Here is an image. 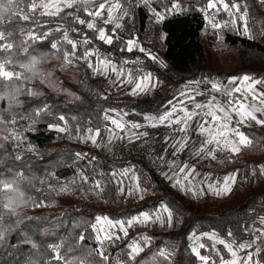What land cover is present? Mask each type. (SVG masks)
<instances>
[{"label":"trees","instance_id":"1","mask_svg":"<svg viewBox=\"0 0 264 264\" xmlns=\"http://www.w3.org/2000/svg\"><path fill=\"white\" fill-rule=\"evenodd\" d=\"M226 2L231 3V0ZM236 2L247 7L249 34L224 29L222 39L226 45L220 50L201 34L206 21L202 9L208 0H153L151 5L156 11L163 12L164 19L152 26L144 6L127 5L133 17L132 28L140 37L142 47L157 60L136 50L120 51L118 43L104 45L97 38L96 31L76 23L73 16L65 15L74 12L81 19L91 20L82 10H65L57 17L37 13L39 26L5 15L0 31L6 36L8 32L12 33L5 42L12 43L13 49L7 53L0 51V60L10 56L16 65L14 69L6 68L22 72L18 65L27 63L31 56L47 58L37 65L41 76L16 82L21 87L17 95L19 103L9 106L7 100L0 101V117L5 121L0 124L3 129L0 131V145H3L0 147V180L17 181L24 193L22 201L13 205L15 214H12L3 207L12 193L0 191V233L3 234L0 264H64V260L54 258L55 253L48 248L49 244H62L61 255L73 264H79V259H84L85 264H117V261L121 264H200V259L192 252L189 234L213 232L236 242L249 237L250 226L258 225L264 218V175L260 174L259 168L264 165V125L254 121L241 125L240 130L253 141V145L243 147L239 154L227 152L219 164L207 169L217 178L235 173L232 193L189 201L170 194L142 158L131 155L114 163L98 155L93 147L59 136L57 130L49 127L65 122L80 132L99 128L100 137L109 123L105 120L108 111H124L130 120L143 122L146 115L165 112L188 83L199 82L203 88L209 89L213 78L225 80L248 74L253 79L264 80L262 3L258 0ZM173 3L179 7L173 9ZM58 27L61 31H55ZM31 30L37 35H48L29 40L27 32ZM63 30L68 31L69 39L78 42L80 49L95 45L116 56H139L144 71L151 72L163 83L161 90L155 96L144 95L133 100L113 95L105 77L94 73L84 61L74 60L72 65H64L63 52L70 51L71 45L63 39ZM85 39L90 43L83 44L81 41ZM52 43H57V49L51 47ZM25 46L27 53L23 50ZM49 72L52 75L46 80L45 75ZM30 89L36 94H30ZM61 116L64 120H60ZM13 119L15 123H10ZM21 126L29 127L26 137L37 152L16 155L14 137L10 134ZM5 135H9L8 140L3 139ZM78 152L85 155L77 157ZM17 156L20 159H16ZM126 166L135 172L139 185L147 189L142 198L118 191L116 181L119 177H113L111 173H118ZM79 174L91 183L101 181V205L91 198L77 201L64 196L47 184ZM161 202L173 210L179 220L177 227L136 226L129 229L123 239L111 240L108 254L104 252L108 260L97 255L99 244L92 227L97 215L124 220L144 211H155ZM80 236L84 239L80 240ZM143 236L148 237L147 244L135 259H130L128 245ZM160 250L168 254V259L159 255ZM201 251L209 253L204 249ZM212 255L216 262L220 260L214 253ZM257 258L264 263V247Z\"/></svg>","mask_w":264,"mask_h":264},{"label":"snow or ice","instance_id":"2","mask_svg":"<svg viewBox=\"0 0 264 264\" xmlns=\"http://www.w3.org/2000/svg\"><path fill=\"white\" fill-rule=\"evenodd\" d=\"M131 3L132 0H129ZM260 3H264V0H258ZM143 3L148 4L149 0H143ZM91 10H90V7ZM225 11H228L230 16H233L232 23L235 24V14L231 11V9H235V13H240L241 5L236 2V0H231V3L226 2V0H208L207 8L213 9L215 8L217 12L220 11V7ZM179 7L177 3L172 4V8L175 9ZM65 9H73L75 11L82 10L88 17H92V20H85L81 19L79 15H74V12H67L65 13L66 16H73L74 21L79 23L80 25H86L88 29L94 30L98 33V39L105 44L111 45L114 42V38L116 37L115 30L121 29L122 24L116 21H121L124 17L128 16V10L124 7V5L120 2V0H116L115 3L112 0H0V23H2L5 19V15L7 14L9 18L11 17H18L21 21H31L32 23L37 24L39 26V22L37 19V13L39 16H50V17H57L60 16L62 12H65ZM38 10H40L38 12ZM119 12L121 14L113 15L114 12ZM168 11V9H165ZM106 12V16L104 13ZM153 12L157 18V22L164 19V14L161 12H157L153 9ZM247 16L248 10L245 7V11L239 16V19L243 21V32L247 36L249 34V28L247 24ZM63 19V17H61ZM100 20L104 25L114 24V28L111 30V34H108L104 27H97L96 20ZM214 28L220 27L218 24L212 25ZM23 32L24 29L21 28ZM55 31H61V28H56ZM72 31H77V29H72ZM12 35L11 32L7 33V36L4 31H0V51L2 52H10L13 49V44L9 42H5L7 37ZM48 33H41L37 35L34 30L28 31L27 36L29 40H39L42 37L47 36ZM251 38V36H249ZM63 39L67 41L69 45H71V50H65L63 52L62 59L64 61V65H72L74 60L84 61L88 68L92 69L96 74H106V70L110 69L112 73H114L117 77V80L120 79L123 69H118L111 61L101 59L98 57V51L94 52L88 49H85L82 55L77 56V46L78 42L69 39L68 31L63 30ZM84 44L90 43V40L85 39L83 41ZM126 44V50L131 52L133 50L134 45L136 44V38L128 39L124 42ZM51 47L53 49H57V43H52ZM24 52H28L27 46L24 47ZM122 51L125 49H121ZM141 52H145L147 55L150 56L151 59L157 60L158 58L152 56L150 52H147L142 46L139 49ZM93 56H97L95 60V64L93 60L90 59ZM47 57H37L35 55L31 56L28 59L27 63H20L18 67L23 69L22 72H18L15 70H9L6 66H10L11 68H15V64L13 59L9 56L3 60H0V101L7 100L9 102V106L13 103H19L17 99L18 93L21 91V87L16 84L17 81L20 80H31L35 77H39L42 74L38 71L37 65L41 62V60L46 59ZM162 63V62H161ZM103 66V67H102ZM52 73H47L45 75V79H49ZM251 76L245 74L242 78H240L241 84L251 80ZM152 80V74L150 72L145 73L143 76L138 78H132L131 73H129L128 83H135V86L131 90V94L137 95L141 93H147L149 89V82ZM237 78L233 77L229 80V84H234ZM8 82V83H5ZM199 83V82H196ZM262 83L261 80H253L252 84L248 85L247 90L242 93L241 96L236 97L234 93H241V88L236 87L229 89L227 87L224 88L223 95H225L228 99L226 102L221 103L213 96L210 100L207 101L206 104L195 103L194 98L188 96L189 100L193 101L194 107L192 109H188L187 107H180L177 108L175 105L171 108V110L166 111L164 114L157 117H146L148 119L155 120L156 123L152 124V127H156L159 125H165L167 127H172L173 124L178 125V128L173 129L176 132L183 133L182 140L183 142L176 141L174 142V146L176 144L179 145L177 151H182L186 146L187 142L190 139L188 136V131L191 127V121H193L196 117H200L201 120L197 124V134L205 137V139L201 140L200 148L195 153L199 156L201 153L207 151V155L215 159L214 153L217 150L223 151L226 147L230 146V151L232 154H239L242 147H251L253 145V141L246 136L241 130L240 125H247L248 121H255L256 124L264 125V119H260L257 116V113L264 115V92L256 93L252 90V86L254 84ZM156 85L155 83L151 84V87L154 88ZM211 87L215 91H220V85L217 83H212ZM251 92L252 101L253 103H249L248 101V93ZM30 94H36L29 90ZM182 96H186V92L181 93ZM256 101L259 103L257 104ZM180 104L183 105L184 101H180ZM40 111H43L41 109ZM182 113V114H181ZM39 111L37 112V115ZM235 114L238 119L235 121V127L232 126L233 120L232 115ZM210 118V119H209ZM60 120H64V117L61 116ZM105 120H110L113 125H115L116 129L120 131H124L126 127H128V132L126 135L129 136L131 139L132 137L139 138L140 136H146L147 133H133L131 129H139L141 125L133 123L129 126L125 125L124 123L120 122L119 120L109 117L107 113H105ZM5 121L3 117H0V124H4ZM10 123H15V120H11ZM207 125V127H205ZM49 127H56L58 131L65 132L67 129L65 127H58L55 125H49ZM3 131V129H0ZM89 133L92 132V129L88 130ZM109 133L113 132L112 129H108ZM11 136L15 137V133H11ZM100 135V129L97 128L95 130L94 135H89L86 137L87 140H90L93 145L97 144V137ZM123 139V137H118ZM4 140L9 139V135L3 136ZM171 139L170 137L166 138V141ZM209 145H214L211 149H208ZM3 147V145H0ZM77 157H83L82 153H76ZM176 155V152L173 153ZM16 159H20L19 156ZM93 159H95L93 157ZM163 159V157H160ZM171 167V165H170ZM260 174L264 175V165H259ZM185 169H188V172L185 174L184 179L187 180L188 176L194 171V169H189L188 165H183L179 169V173H174L173 177H168L169 180H173L174 183L173 187H179L181 191H188L191 192L193 195H202L204 194V190L201 189L198 192L192 190L191 187H186L185 184L178 178L179 174L185 173ZM128 169L121 170L120 173L113 172L111 176L116 177L120 176L121 178L127 176ZM167 176V173H165ZM133 178L135 179V172L133 171ZM83 181L87 183L88 178L82 177ZM120 185L119 191L121 194H125V189L123 187V179H119L116 181ZM236 183V174H231L224 178L223 185L217 187L216 185H209L208 190L211 191L216 196H227L230 195L233 191V185ZM0 191L5 193H12L7 198V202L3 204L5 209H8L9 212L15 214V205L17 201H22L24 193L20 191L17 181H4L0 180ZM93 189H98L100 192L103 191L101 181L97 180L93 184ZM63 193L69 192V186H63L60 189ZM147 191V189L141 188L139 183L136 184L135 188H129L127 191L128 195H133L134 193H143ZM142 198V196H141ZM39 206V205H38ZM159 208L162 209L164 213H167V225L171 226L173 222V210L170 209L169 205L161 202ZM96 223L92 225L93 228H96L97 224L106 223L109 226H119L120 230L124 232V235L127 236V229L125 228V224L131 227L134 223H146L149 221L152 222H160L164 223V217L159 214V211L155 215V220H153V216H151L147 212H141L138 216L132 217L127 221L116 220L113 222L108 216H100L97 215L95 217ZM264 223V220H262ZM100 230H98L99 232ZM256 231L259 232V235L255 237L252 242L248 243H240L235 248L232 243H226L224 240H219L218 243L224 245L227 249V252L230 254L229 259H224V257L220 256V264H260L259 260L253 261V256L258 255L260 253V248L256 247L255 252L250 251L253 246L256 244L257 241L264 238V229H257ZM229 236L232 235L231 232L228 233ZM215 237V233L212 234L210 238ZM113 236L111 234L104 236V240H111ZM119 238V237H117ZM193 237H190V239ZM3 239V234L0 233V240ZM84 236H80V240H83ZM97 240L103 243L101 237L97 235ZM145 242H147L148 237H144ZM33 247H36L33 244ZM62 244H49L48 248L51 249L53 253H55L56 260H64V264H73V261L64 259V257L60 253V248ZM130 252L128 253L130 259H135L136 255L143 251V248L139 243L133 241L131 244L128 245ZM200 247H204V245H200ZM247 251L245 256H239L238 253L241 251ZM192 252L195 253L199 259L204 262V264H208L209 257L200 255L199 250L196 247L192 248ZM88 256L91 253L87 254ZM97 255L101 257L103 260H108V257L104 254V252L98 251ZM159 255L168 259V254L164 250H160ZM219 255V253H218ZM79 259V258H76ZM79 264H85L84 259H79ZM215 264V262H213Z\"/></svg>","mask_w":264,"mask_h":264},{"label":"rangeland","instance_id":"3","mask_svg":"<svg viewBox=\"0 0 264 264\" xmlns=\"http://www.w3.org/2000/svg\"><path fill=\"white\" fill-rule=\"evenodd\" d=\"M153 0H149L148 4L143 3V0H132L130 3L129 0H120V2L124 5V7L128 10L127 5H142L144 6L148 13H149V22L150 26L153 24L158 23L157 18L153 12V6L151 5V2ZM113 3L116 2V0H112ZM241 5L240 13H235V9H231V11L235 14V24L232 23L233 16H230L228 14V11H225L222 6L218 5L220 7V11L217 12L215 8L209 9L207 8V5L202 9L204 15H205V26L201 31V34L203 37L208 39L212 46H214L217 50H220L221 48L225 47V42L222 39V31L224 29H231V30H237L238 32L244 34L243 32V21L239 19V16L245 11V5H243L240 2H237ZM91 10V5L89 6ZM262 9H264V3H262ZM70 10V9H65ZM40 11V10H39ZM158 12V11H157ZM163 13V12H161ZM121 14L118 11L114 12L113 15ZM106 16V12L104 13ZM93 18L91 17V20ZM247 19V18H246ZM122 24L121 29H116L115 34L117 38H114V42L111 44H119V50L125 49L123 51L129 52L126 50V44L124 43L128 39L136 38V44L133 47V50L141 52L139 49L142 46L140 42V37H137L136 32L132 28L133 23V17L131 13L128 10V16L124 17L121 21H116ZM97 27H104L108 34H111V30L114 28V24H108L104 25L100 20H96ZM218 24L220 27L214 28L212 25ZM126 26L127 29L125 28ZM98 36V33H97ZM84 40L81 42L83 43ZM100 41V40H99ZM104 45V42L100 41ZM84 44V43H83ZM88 50L97 52L98 51V57L101 59H105L108 61H111L112 64L114 62L112 60H109L106 56V52H112L109 50H106L103 48V50L98 49L95 45H92L88 48ZM132 50V51H133ZM85 49L79 48L77 46L76 55L80 56L83 54ZM145 53V52H143ZM146 54V53H145ZM152 54V53H151ZM147 55V54H146ZM150 57L149 55H147ZM152 56H155L152 54ZM120 57V56H117ZM133 57L129 56H121L120 58H129L132 59ZM139 57V56H137ZM90 59L93 60V63L95 64V60L97 59V56H93ZM115 65V64H114ZM116 66V65H115ZM103 67V66H102ZM145 72L139 73V74H131L132 78H138L143 76ZM151 73V72H150ZM152 74V73H151ZM105 77V79L110 83L111 85V93L118 97H123L127 99H135L140 96L148 95V96H155V94L161 90L163 83L155 77V75L152 74V80L149 82V89L147 93H141L137 95L131 94L132 88L135 86V83H128L129 79V73L128 72H122L121 77L119 80H117V77L114 73L111 72L110 69L106 70V74H101ZM244 75L236 77L237 80L234 84H229V80L233 77H229L225 80H221L218 78L211 79L210 88L205 89L203 88L199 83L191 82L188 83L186 88L182 92H186V96H182L181 93H179L169 104V108L166 110H171L173 105H175L177 108L180 107H187L188 109H192L194 107L193 101L188 99V96H191L194 98L195 103L200 104H206L208 100H210L213 96L216 97L218 101L221 103L226 102L228 99L225 95H223L224 88L227 87L229 89L240 87L241 93H234V96L239 97L244 93L249 84H252L253 80H261V79H251L244 84H241L240 78H242ZM262 83L260 84H254L252 86V90L256 93L264 92V80H261ZM155 83V87L152 88L151 84ZM217 83L220 85V91H215L212 89L211 84ZM180 101H184V104L181 105ZM248 101L249 103H253L252 101V95L251 92L248 93ZM258 104L259 102L256 101ZM165 111V112H166ZM165 112L161 113L160 115L164 114ZM108 116L115 118L119 120L120 122L124 123L125 125L129 126L133 123L141 125L139 129H131V132L133 133H143L146 132V136H140L139 138L132 137L129 138L128 135H126V132H128V127L125 128L124 131H120L119 129H116L115 125L111 123L110 120L108 125L104 128L102 135L97 137V144L93 145L90 140H87L86 137L89 135H94L95 130H92L91 133H89V129L83 132H80L79 130H74L71 127H69L65 122L61 125H55L58 127H65L67 130L65 132H60L57 130L56 127H51L55 130H57V133L59 136H65L68 139L71 140H77L80 143L91 146L96 150V153L98 155L103 156L105 159L111 160L114 163H118L126 159V157H129L131 155H136L140 158H142L144 161L148 163V165L155 171V173L158 175L160 181L162 184L167 188L170 194L182 197L184 201L189 200H197L204 196H209L211 198H219L222 196H216L211 191L208 190V186L216 185L217 187H220L223 185L224 178L226 176H221L219 178L214 177L210 172L207 171L208 168L215 166L219 164L223 158L224 155L227 152L230 151V146L226 147L223 151L217 150L214 155L215 159L207 155V151L204 153H201L199 156H197L195 153L200 148V142L201 140L205 139V137H202L197 134L196 128L198 122H200L201 118L196 117L193 121H191V127L188 131V136L190 139L187 142V146L182 151H177L179 145L176 144L174 146V142L180 141L183 142L182 137L183 133H179L174 131L173 129L178 128V125L173 124L172 127H167L165 125H157L156 127H152V124L156 123L155 120L145 118L143 122H135L128 118L127 113L124 111H108ZM182 114V113H181ZM160 115H146L145 117H159ZM258 118L264 119V115H261L260 113H257ZM210 119V118H209ZM238 119V117L233 114L232 120L233 124L232 126L235 127V121ZM249 122V121H248ZM247 122V123H248ZM255 122V121H254ZM243 125V124H241ZM240 125V126H241ZM207 127V125H205ZM29 129L28 126H21L18 127L16 130H13V133H15L14 137V146H15V153L16 155H21L22 153L26 151L30 152H37L36 147L28 141V138L26 137V131ZM108 129H112L113 132L110 134ZM123 137V139H120L118 137ZM170 137L171 139H168L167 142L166 138ZM214 147V145H209L208 149H211ZM243 148V147H242ZM176 152V155H173V153ZM160 157H163V159H160ZM188 165L189 169H194V171L191 173V175L188 176L187 180L184 179L185 174L188 172V169H185V173L179 174V179L185 184L186 187H191L193 191L198 192L203 189L204 194L202 195H193L191 192L188 191H181L179 187H173V183L176 177L173 178V180H169L168 177H173L174 173H179L180 167L183 165ZM171 165V167H170ZM123 169H128L127 176L119 177V179H123V187L125 189V195L127 194L128 189L135 188L136 184L138 183L137 178H133V171L129 167L120 168L118 173L121 172ZM167 173V176L165 175ZM229 176V175H227ZM82 177H85L83 175H76L70 179H59L54 182L47 183L50 188L55 189L57 192L64 196H69L72 199H75L77 201H83L87 200L89 198L94 199L99 205L103 203V199L101 198V192L98 189H93L94 182L85 183L82 179ZM136 177V175H135ZM118 179V180H119ZM118 185V191L120 188V185ZM63 186H69V192L63 193L60 191L61 187ZM140 186V185H139ZM141 187V186H140ZM142 188V187H141ZM120 192V191H119ZM133 195H136L138 197H141L143 193H134ZM159 211V214L164 217L165 222L162 224L160 222H146V223H134L131 227H129L127 224H125V228L127 229V233L129 229H132L136 226H142V227H151L155 226L158 229H161L163 227H177L179 220L175 217L173 214V222L171 226L167 225V213H164L161 208H158L155 211L147 212L151 216H153V220H155V215ZM145 212V211H144ZM139 215V214H138ZM135 215V216H138ZM133 216V217H135ZM132 218V217H131ZM131 218L124 219L122 221H127ZM262 220L264 218H261L259 220L258 225L256 226H250L249 228V237L246 240L236 242L232 239H225L215 234V237L210 238L213 234V232L209 233H191L188 235V239L190 241L191 247H196L200 255L209 257L208 264H220V260L218 262L215 261L214 255H217L219 258L222 255L224 259H229L230 254L227 252V249L224 247V245L218 243L219 240H224L226 243H232L234 248L240 244V243H248L252 242L256 236L259 235V232L256 231L257 229H264V223H262ZM115 222L116 220H112ZM98 230H100L98 232ZM96 239L97 235L101 237V240H103V243L101 244L100 240L98 241V248L99 251L106 252L108 254L109 245L111 244L112 239H123L125 237L124 232L120 230L119 226H109L106 223L97 224L96 228H94ZM111 234L113 238L111 240H104V236ZM119 237V238H117ZM146 237V236H145ZM190 237H193L190 239ZM137 243L143 247L147 242L144 240V236L140 239L135 240ZM200 245H204V247H200ZM259 247L260 249L264 247V238L257 241L256 244L253 246L250 251L255 252V248ZM201 249H204L206 251H209V253H202ZM247 251H241L238 253L239 256H245L247 254ZM130 252V249L128 250V253ZM219 253V255H218ZM197 256V255H196ZM115 257V256H114ZM198 257V256H197ZM199 258V257H198ZM117 259V256L116 258ZM258 260L257 255L253 256V261ZM117 264H121V262L117 261ZM200 264H204L200 260ZM260 264H264L260 262Z\"/></svg>","mask_w":264,"mask_h":264},{"label":"built area","instance_id":"4","mask_svg":"<svg viewBox=\"0 0 264 264\" xmlns=\"http://www.w3.org/2000/svg\"><path fill=\"white\" fill-rule=\"evenodd\" d=\"M105 56L114 62L118 69H123L124 72L131 74H139L143 72V66L139 57L129 58H120L117 57L113 52H106Z\"/></svg>","mask_w":264,"mask_h":264}]
</instances>
